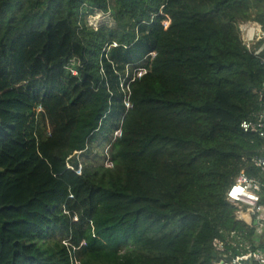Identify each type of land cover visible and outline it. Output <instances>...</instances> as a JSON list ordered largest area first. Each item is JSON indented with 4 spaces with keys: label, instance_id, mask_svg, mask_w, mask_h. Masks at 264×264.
Listing matches in <instances>:
<instances>
[{
    "label": "trees",
    "instance_id": "1",
    "mask_svg": "<svg viewBox=\"0 0 264 264\" xmlns=\"http://www.w3.org/2000/svg\"><path fill=\"white\" fill-rule=\"evenodd\" d=\"M249 21L264 24V0H0V264H214L218 237L233 255L262 248L227 196L242 170L261 176L263 140L240 127L264 83ZM24 174L51 183L36 222L11 219Z\"/></svg>",
    "mask_w": 264,
    "mask_h": 264
},
{
    "label": "built area",
    "instance_id": "2",
    "mask_svg": "<svg viewBox=\"0 0 264 264\" xmlns=\"http://www.w3.org/2000/svg\"><path fill=\"white\" fill-rule=\"evenodd\" d=\"M169 21L166 22L168 25ZM243 44L247 50L259 58L264 64V24L249 21L240 25ZM144 71H140L142 75ZM262 103L259 109L242 120L240 127L246 133H252L263 140L257 154L252 157V163L261 171V176H249L242 170L228 190L229 200L237 207V217L249 224L255 223L259 233L264 232V83L258 89ZM227 240L215 238L214 251L217 257L214 264H226L221 257L229 254L232 260L229 264H264V246L260 249H248L243 253L231 254L226 252ZM79 264V263H77Z\"/></svg>",
    "mask_w": 264,
    "mask_h": 264
},
{
    "label": "rangeland",
    "instance_id": "3",
    "mask_svg": "<svg viewBox=\"0 0 264 264\" xmlns=\"http://www.w3.org/2000/svg\"><path fill=\"white\" fill-rule=\"evenodd\" d=\"M111 20L103 13H97L92 17V22L99 24L101 22ZM9 184L7 185V187ZM51 183L43 178L31 175H22L12 180L11 187L8 190L7 200L17 204H21V213H15L14 221H23L27 212H31L38 221L40 215L44 212V203L50 199L51 196Z\"/></svg>",
    "mask_w": 264,
    "mask_h": 264
},
{
    "label": "water",
    "instance_id": "4",
    "mask_svg": "<svg viewBox=\"0 0 264 264\" xmlns=\"http://www.w3.org/2000/svg\"><path fill=\"white\" fill-rule=\"evenodd\" d=\"M213 255L216 256L217 252L214 251ZM221 257L226 261V264H229V262L232 260V256L229 254H222Z\"/></svg>",
    "mask_w": 264,
    "mask_h": 264
}]
</instances>
